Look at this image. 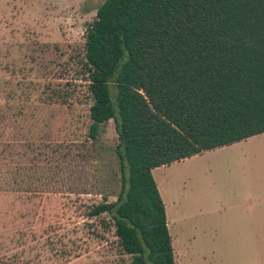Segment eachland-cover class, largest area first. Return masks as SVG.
I'll return each mask as SVG.
<instances>
[{
    "label": "rangeland",
    "instance_id": "obj_1",
    "mask_svg": "<svg viewBox=\"0 0 264 264\" xmlns=\"http://www.w3.org/2000/svg\"><path fill=\"white\" fill-rule=\"evenodd\" d=\"M103 2L0 0V264H130L88 216L120 189L113 122L88 135L84 42ZM152 177L174 264H264V134Z\"/></svg>",
    "mask_w": 264,
    "mask_h": 264
},
{
    "label": "trees",
    "instance_id": "obj_2",
    "mask_svg": "<svg viewBox=\"0 0 264 264\" xmlns=\"http://www.w3.org/2000/svg\"><path fill=\"white\" fill-rule=\"evenodd\" d=\"M88 135L112 121L108 218L130 264H174L152 171L264 133V0H104L87 28Z\"/></svg>",
    "mask_w": 264,
    "mask_h": 264
},
{
    "label": "crops",
    "instance_id": "obj_3",
    "mask_svg": "<svg viewBox=\"0 0 264 264\" xmlns=\"http://www.w3.org/2000/svg\"><path fill=\"white\" fill-rule=\"evenodd\" d=\"M264 134V133H263ZM252 138V137H251ZM249 139V138H248ZM244 141V140H243ZM239 143V142H238ZM234 144H236V143H234ZM233 145V144H232ZM231 146V145H230ZM224 147H227V146H224ZM221 148V147H220ZM186 160V159H185ZM244 206H246V205H244Z\"/></svg>",
    "mask_w": 264,
    "mask_h": 264
}]
</instances>
